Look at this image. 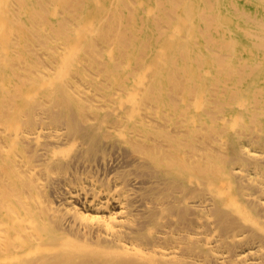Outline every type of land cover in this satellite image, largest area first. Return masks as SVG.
<instances>
[{
  "label": "bare ground",
  "instance_id": "6f19581e",
  "mask_svg": "<svg viewBox=\"0 0 264 264\" xmlns=\"http://www.w3.org/2000/svg\"><path fill=\"white\" fill-rule=\"evenodd\" d=\"M0 264H264V0H0Z\"/></svg>",
  "mask_w": 264,
  "mask_h": 264
}]
</instances>
